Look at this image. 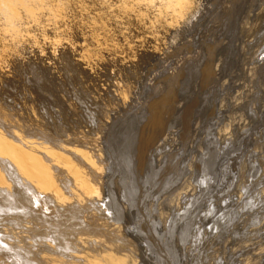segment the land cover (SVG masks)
Returning <instances> with one entry per match:
<instances>
[{
	"label": "rangeland",
	"instance_id": "rangeland-1",
	"mask_svg": "<svg viewBox=\"0 0 264 264\" xmlns=\"http://www.w3.org/2000/svg\"><path fill=\"white\" fill-rule=\"evenodd\" d=\"M70 1L58 23L64 41L35 31L38 44L22 42L6 56L0 107L14 113L7 118L18 131L36 128L91 150L100 170L88 179L97 191L85 196L95 201L99 224L85 230L115 235L110 250L121 264H264V0H192L161 38L133 15L109 13L117 21L105 18L111 30L97 31L113 35L92 60L80 55L85 42L94 46L86 18L105 4L74 0L90 1L77 9L90 13L75 14ZM82 18L84 28L74 25ZM80 191L63 203L74 205ZM70 223L61 224L68 237L87 235L84 221ZM14 233L25 242L26 230ZM92 235L79 238L105 245ZM10 240L0 242L5 258L17 248Z\"/></svg>",
	"mask_w": 264,
	"mask_h": 264
},
{
	"label": "bare ground",
	"instance_id": "bare-ground-1",
	"mask_svg": "<svg viewBox=\"0 0 264 264\" xmlns=\"http://www.w3.org/2000/svg\"><path fill=\"white\" fill-rule=\"evenodd\" d=\"M66 1L67 0H0V67L3 65L6 56L10 52L17 51V47L20 43L22 42L23 43L29 42L32 44L39 43L35 31H38L40 34H42L43 39L45 41H50V43H54V44L55 42L58 43L60 40L59 38L62 37V36L60 37L61 32L58 31L61 29L58 28V23L61 22L62 19L63 21L64 19H66L63 16V14L67 11L66 10L63 13V9H65L66 5L69 4V3L67 4ZM72 1L75 2L74 0ZM72 1H70V3L73 4ZM99 1L100 3L102 2V4L103 3L105 4L104 6L105 8L102 11V13H100L102 10L100 6V8H97V10L101 9L100 12H97L99 13V15L97 14L92 15V13L94 12L92 11V9L91 10L88 9L91 11V15L89 14L90 16L87 15L89 11H86L87 12L86 16L89 17L88 19L86 18V16H84L85 14H83L84 16L83 18H86V21L88 20V22L90 23L87 24L88 29L91 26V30L89 29L91 31L90 32L91 38L89 37V39L94 41V46L89 47L88 42H85L86 45H84L82 49L83 52L82 51L80 52V55L82 53L81 58L83 57L85 59H88L90 57L91 60L94 59L95 57L92 58L93 57L92 54L98 55L99 50L101 51V49H99L101 47L100 45L104 43V41L108 42L111 39L113 35L112 31H110L111 34L108 33V35L109 34L111 35V37L108 36L110 37V39L106 35L107 33L106 30L105 33L102 32V34L99 33V31H97L99 29H102L104 31L103 28L106 26L107 23H110V22L107 23L105 22L106 24H104L103 19L105 18H108L109 21H112L114 17L115 18L119 17V19L121 17H124V19L129 21V19H132L129 17L133 15L134 16L133 18H136L137 20L136 22L139 21V23L142 22L143 24H146V27L149 28L150 31H148L147 28H144L145 30H147L150 33L154 31L156 34L154 35L155 37L159 33V37H160V35L164 33L163 30L165 31L168 25L170 26L173 25V23L178 22L177 20H179V18H182L183 15L193 6L192 0H115V1L113 0L114 1L113 3H110L111 1L109 0H108L109 3L107 2V0H98L97 3ZM78 2L80 3V5L78 4ZM78 2L77 3L75 2L76 6L73 8V11L71 10L72 9L71 7L69 11L72 12L80 11L77 9L78 8L82 9V7L85 9L86 5L87 8L89 6L88 5L89 3L86 4L88 1L86 3L85 1H83L84 4H86L85 7L82 1H78ZM97 3L96 5H93L94 10H95V6H97ZM100 3L98 4L100 5ZM77 4L80 7H77ZM91 4H95V3H91ZM91 4L90 6L92 7ZM74 5L75 4H73L72 7ZM80 12L82 14L85 11L83 10V12L82 11ZM74 13L76 14L79 12H74ZM74 13L70 15H73L74 17ZM106 14L107 17H104L106 16ZM108 14L114 17L109 18ZM74 18L72 19L75 20ZM83 18L79 20L78 24L75 23L72 19L71 21H73L74 25L76 24L77 27L79 24L82 27L81 23H83L84 20ZM25 19H31L33 25H31L28 21H25ZM134 20L132 19L131 21ZM63 21L61 22V24H63ZM131 21L129 23H131ZM85 23L83 24L82 28H84ZM126 24L127 23H125V27L127 28ZM48 26L51 28V30H54L51 36L48 35V33H51L52 31L46 29ZM109 26L111 27V25ZM136 26L138 27V24ZM106 27L108 31L111 30L108 29V26ZM140 27L141 29H143L142 25ZM132 29L134 28L132 27ZM138 30L140 29L138 28ZM135 31H134V33H136L135 37L137 36L139 38L140 36L139 32H135ZM67 32L68 30H66V33ZM141 32L144 33L145 31H141ZM148 32L144 33L143 35L147 34ZM154 32L152 34H154ZM66 33L65 36L67 35ZM137 33L139 34V36L137 35ZM84 35H88V33ZM146 36L147 35H145L144 37L145 39H147ZM99 37H102V39ZM64 38L65 37L63 36V40L60 41H64ZM66 39H68L67 36ZM113 40L112 42L114 43ZM141 40H142L141 42H143V39ZM85 41H90V40H88L87 37V40L85 39ZM91 43L89 42V44ZM54 44L52 45L54 46ZM129 50L131 49H128V51ZM98 56H100V54ZM97 57L96 59L100 58ZM12 113L9 112V110H7L5 107H3V105L0 107V220L4 218V221L2 220V222H0V230H1L0 233L1 234L4 233L6 234V232L10 233L7 234L6 236L3 235L4 237L0 238V242L3 241V243H6V241L9 240V238L11 237L12 241L10 240L11 241L10 244H13V247L11 248H13V250L15 249L16 250L15 251L12 250L13 253H10V257L6 256L5 258V254L2 252L3 248L0 247V264H78L79 262L76 263L77 262L76 255L79 254L82 255V253L84 254L82 255L84 256V258L83 260L81 258V262L79 264H83L82 261H85L86 264L120 263L119 261L116 262V260L113 257L115 255V252L114 251L111 252L110 250L115 248L114 247L115 244L114 241L116 240V239L114 240L115 235L113 236L111 233H107V231L105 233L102 231L99 232L98 231L99 229L96 231L98 227L94 228L95 231L93 229L91 231L85 230L84 228L86 224H94V225L99 224L96 221L98 216L97 215L98 212L96 211L97 207L93 208L91 206L95 201L91 200L90 197L85 196L88 195L89 192L91 191L92 193L97 191V186L94 185L92 181H91L92 185L90 186L88 179L92 180V176H95L96 173L100 170V165L98 161L95 158H93L91 150L87 148L88 147L87 145H85L86 146L85 148L80 147L81 145L76 146L75 144H77V142L75 144L73 143V145H68L69 142L68 143L66 142L67 144H65V142H63L64 140L57 143L55 142L56 138L54 139V137L50 138L48 137V135H46L47 137L42 136L43 134L39 135L37 133L38 129L36 128L34 129L33 133L30 132L32 129L31 130L29 129L30 131H28V127L25 126L24 128L25 130L27 128V132L25 131L24 133L18 131L14 127L15 125L12 122H10V119L7 118V116H13L14 113L13 114ZM20 117H22V119L24 120L23 116ZM78 188L81 190L80 192H82L83 197L81 198L80 196L79 199H77L78 201H76L74 205L72 204V206L66 205L67 204L66 201L68 200L66 199L68 198L66 195L67 192L68 193L70 192L71 196H73L72 194H76L74 192L79 190ZM76 196L77 195H75V197ZM53 199L57 200L56 204H53V202L51 203ZM63 202H65L66 204H64ZM86 205L87 206L90 205V207L86 208ZM70 208L72 209L74 208V209L68 210ZM10 219H13V221L17 223V226H14L16 225L15 223H13L14 225L10 224L8 222ZM71 220L74 223L75 222L77 223V221L78 223H80V221L81 222L84 221V225L81 226L80 228H82L83 231L82 230L81 231L87 235L82 234V232H79L80 228L79 230L77 229L78 227L76 228V226L78 225H76L75 227H72L70 225L72 228H76L78 230V233H81V235H85L82 236L84 237V239L86 236H90V235L93 236L92 234H95V236L97 237L102 236V241L105 243V245L107 242L109 246L107 247L105 245L101 246L98 244H94L97 241H95L94 243L92 242L89 243L91 241L89 239L91 236L88 237L89 240L88 243L85 242L88 240L82 239L81 241L80 238L82 237L77 236L80 234H76V236H74L75 233L73 234L72 228H70L69 225L67 226L70 228V231L72 232L71 234L73 235L70 234L71 236L68 237L69 235L68 231H67L68 234L66 235L67 227L62 226L61 224L65 223L63 225H66L67 222L69 223L72 222ZM91 227L93 226H90L89 228ZM19 230L20 231L26 230L27 232L26 236L24 237L25 242L21 244L20 241L14 240L15 239L14 236H13L14 239L12 238L13 232L17 233L19 232ZM37 231L39 234L36 233ZM53 231L55 232V234H53ZM107 234H109L108 237ZM75 237L78 238L77 239L78 241H75L76 239L74 240ZM16 238L18 239V237ZM92 238H94L95 240V237ZM78 242L80 244L87 243L88 244L86 245L87 248L84 245H82L83 248H81L82 246L80 247ZM7 244L8 243H6L5 246H7ZM14 245L15 246L17 245V248L14 249ZM69 247H71L72 249H70ZM13 255H15L16 257H14Z\"/></svg>",
	"mask_w": 264,
	"mask_h": 264
}]
</instances>
